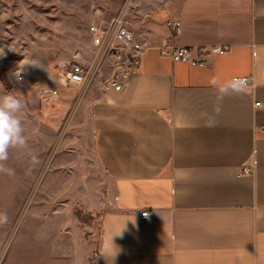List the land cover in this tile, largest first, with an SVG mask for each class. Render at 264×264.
I'll use <instances>...</instances> for the list:
<instances>
[{
  "label": "crops",
  "instance_id": "obj_1",
  "mask_svg": "<svg viewBox=\"0 0 264 264\" xmlns=\"http://www.w3.org/2000/svg\"><path fill=\"white\" fill-rule=\"evenodd\" d=\"M124 23L148 46L122 90L101 87L118 60L92 39L85 85L56 84L9 149L0 264H86L75 204L99 227L96 264H264V0H167ZM235 78L246 91L221 100L212 80Z\"/></svg>",
  "mask_w": 264,
  "mask_h": 264
},
{
  "label": "rangeland",
  "instance_id": "obj_2",
  "mask_svg": "<svg viewBox=\"0 0 264 264\" xmlns=\"http://www.w3.org/2000/svg\"><path fill=\"white\" fill-rule=\"evenodd\" d=\"M166 3L167 0H0V48L6 53L0 58V95L11 92L22 98L25 108L19 114L22 126L32 127L31 121L38 120L43 103L55 106V100L45 98V90L58 84L63 69L72 63L89 69L91 27L100 32L105 29L107 33L106 25L120 18L119 12L124 14L122 19L135 26L136 21L149 19ZM134 38L137 40L135 34ZM23 58L40 62L43 67H29L22 82H17L10 73ZM126 63L125 58L121 64ZM26 116L32 120L28 122ZM63 206L67 208L66 203ZM71 208L84 217V221L74 226L79 232V257L86 264H96L99 227L90 224L87 214L77 209L76 204Z\"/></svg>",
  "mask_w": 264,
  "mask_h": 264
},
{
  "label": "built area",
  "instance_id": "obj_3",
  "mask_svg": "<svg viewBox=\"0 0 264 264\" xmlns=\"http://www.w3.org/2000/svg\"><path fill=\"white\" fill-rule=\"evenodd\" d=\"M173 30H176L178 23L174 22L170 24ZM110 30L105 35L98 31L96 28L91 27L90 33L93 35V46L94 47H102L108 52H113L115 58L118 60L115 66V71L117 73V80L106 81L101 84L102 88L112 87L117 91L122 90L123 83L127 80L130 71L137 70L140 65V59L143 51L147 48V43H142L140 41L135 40L134 34L131 30L127 28L124 23V19L122 17H117L114 21H111ZM126 44H129L126 46ZM126 46L127 48H123ZM212 52H221V48L215 47L211 50ZM200 53H205L203 50L199 51ZM163 56L169 57L173 61L179 62H190L197 65H204L203 56L192 57V49L185 46L179 45H166L162 48ZM123 61L126 58V65L122 66L121 57ZM121 61V62H120ZM89 77V71L86 70L79 63H72L68 67L63 69V73L61 74L60 79L58 80V84L60 87H68V86H83L87 82ZM245 79V78H238ZM236 80V79H234ZM246 80V79H245ZM247 81V80H246ZM46 94L52 98H55L58 95L57 88H50L46 91ZM170 118H166V121H169ZM146 211L140 213V218L145 219L148 216L145 215Z\"/></svg>",
  "mask_w": 264,
  "mask_h": 264
},
{
  "label": "clouds",
  "instance_id": "obj_4",
  "mask_svg": "<svg viewBox=\"0 0 264 264\" xmlns=\"http://www.w3.org/2000/svg\"><path fill=\"white\" fill-rule=\"evenodd\" d=\"M13 52H17L13 48H9ZM6 56L3 48H0V58ZM29 67L37 68L43 67L42 63L37 61L25 60L24 58L17 62L14 70L10 73V77L14 78L17 82H22L23 74H26ZM212 85L216 86L221 94L220 99L224 96L232 95L228 93L227 89L231 88L232 93L242 94L246 91L247 81L245 79H236L233 82L224 86L219 84L216 79L212 80ZM24 107L22 98L7 92L0 95V173L8 176H13L15 170L7 167L6 163L9 159V149L22 148L27 144V139L24 136V129L22 126L20 113ZM219 112V106H217ZM209 127L215 126V121L208 125ZM147 216V213H145ZM6 220V216L4 217Z\"/></svg>",
  "mask_w": 264,
  "mask_h": 264
},
{
  "label": "trees",
  "instance_id": "obj_5",
  "mask_svg": "<svg viewBox=\"0 0 264 264\" xmlns=\"http://www.w3.org/2000/svg\"><path fill=\"white\" fill-rule=\"evenodd\" d=\"M77 217H78V219L80 220V221H84V217L80 214V216H78L77 215Z\"/></svg>",
  "mask_w": 264,
  "mask_h": 264
}]
</instances>
